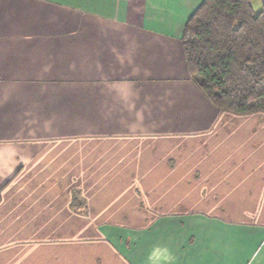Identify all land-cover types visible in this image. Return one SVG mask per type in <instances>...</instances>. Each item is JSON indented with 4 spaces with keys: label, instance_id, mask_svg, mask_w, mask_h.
Instances as JSON below:
<instances>
[{
    "label": "crops",
    "instance_id": "obj_1",
    "mask_svg": "<svg viewBox=\"0 0 264 264\" xmlns=\"http://www.w3.org/2000/svg\"><path fill=\"white\" fill-rule=\"evenodd\" d=\"M202 1L0 0V264H264V113L189 77Z\"/></svg>",
    "mask_w": 264,
    "mask_h": 264
},
{
    "label": "trees",
    "instance_id": "obj_2",
    "mask_svg": "<svg viewBox=\"0 0 264 264\" xmlns=\"http://www.w3.org/2000/svg\"><path fill=\"white\" fill-rule=\"evenodd\" d=\"M191 80L214 108L238 116L264 113V4L203 0L181 37ZM72 210L85 202L72 192Z\"/></svg>",
    "mask_w": 264,
    "mask_h": 264
},
{
    "label": "rangeland",
    "instance_id": "obj_3",
    "mask_svg": "<svg viewBox=\"0 0 264 264\" xmlns=\"http://www.w3.org/2000/svg\"><path fill=\"white\" fill-rule=\"evenodd\" d=\"M261 4L259 2H252V8L254 10L255 13H258L261 10Z\"/></svg>",
    "mask_w": 264,
    "mask_h": 264
}]
</instances>
